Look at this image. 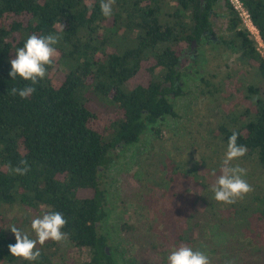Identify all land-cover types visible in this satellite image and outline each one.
<instances>
[{"label":"trees","instance_id":"16d2710c","mask_svg":"<svg viewBox=\"0 0 264 264\" xmlns=\"http://www.w3.org/2000/svg\"><path fill=\"white\" fill-rule=\"evenodd\" d=\"M220 1L228 34L211 43L204 32L213 33L219 0H116L110 18L102 15L100 0H0V264H30L9 251L16 240L2 213L14 204L41 215L60 212L67 221L66 240L78 251L88 250L89 259L79 264H119L120 253L114 254L110 235L102 230L110 220L103 179L118 151L139 143L148 129L150 148L141 153L145 183L139 181L123 202L153 211L157 220L148 223L147 235H138L139 246L126 244L138 264H167L174 247L196 250L202 244L212 248L211 264H264V190L255 187L233 204L217 202L211 191V170L219 175V152L226 151L233 132L247 148L238 165L264 172V56L229 0ZM239 1L264 43V0ZM49 33L60 40L47 76L27 99L12 95V88L30 84L9 75L16 49L31 34ZM193 42L238 55L254 74L252 82L241 86L246 106L228 112L217 100L223 84L214 83L215 76L199 78L198 97L207 98L210 111L217 112L208 116V139L199 134L211 153L190 171L191 185L203 190L200 205L195 195L179 196L189 171L166 148L156 125L177 117L172 98L183 95V69L194 59ZM142 69L149 82L132 85ZM102 112L109 118L104 127L96 124ZM21 160L30 170L12 173L8 165ZM157 188L173 199L153 209L160 202ZM213 228L230 235L226 243L213 244ZM134 229L125 221L119 225L127 234ZM54 246L52 241L38 245L41 256L31 264H60L52 260Z\"/></svg>","mask_w":264,"mask_h":264},{"label":"rangeland","instance_id":"374dc122","mask_svg":"<svg viewBox=\"0 0 264 264\" xmlns=\"http://www.w3.org/2000/svg\"><path fill=\"white\" fill-rule=\"evenodd\" d=\"M214 12L215 15L211 19L212 30L217 36L226 38L228 34L226 29L227 18L222 1L219 0L218 6L214 8ZM20 19L23 20V18ZM248 31L250 32V30ZM214 48L210 44L197 48L193 59L196 60V62L191 60L183 69L184 73L187 75L182 81L183 95L172 98L174 112L177 117L167 116L164 120L156 124L161 129V136L163 137L166 148L178 162L183 161V163L186 164V169L189 171V180H187V182H180L182 186L178 187L177 190L179 196L195 195L198 198L197 202L199 205V200L203 196V190H200L198 186L191 185L193 183V173L190 171L195 167L196 162H198L203 155L207 156L211 153L210 149L205 148L199 134H202L206 140L208 139L205 133L208 128V116H210V113H217L215 110L212 112L210 111L211 103L207 98L202 99L198 97L197 88L200 85L199 78L201 76L209 78L215 76V78H211V80L216 84L218 82L223 84L222 91L217 95V100L220 101L223 112L235 110V105L240 107L246 106L244 103L245 100L243 101V90L241 86L254 80L253 71L238 60V55L232 54L230 51H225L224 48L219 46ZM259 53L264 56V50L262 48H259ZM149 79L146 70L142 69L132 80L131 84L146 85ZM108 119L106 112H102L96 124H100L104 127L109 123ZM151 141L152 132L148 129L141 136L139 143L129 146L122 151L119 150V157L106 171L105 178L103 179L102 189H105L107 194L110 220L104 225L102 230L104 234L110 235V242L108 245L114 249V254L119 255L120 253L119 256H116L119 264H138L137 259L128 250L126 244L130 241L134 247L139 246V240H137L138 235H147L145 233H147L146 230H148V223L152 220L157 222L153 211L147 209L143 211L140 207H137V203H128L125 205L123 203L126 196L131 195V193L137 189L139 181L145 183V167L141 158L143 154L141 155V153H147L149 151ZM213 148H215V146H213ZM224 153L225 151L223 153L219 152V159H221V161ZM239 161L240 159L233 163L238 165ZM244 169L247 170V174L244 178L253 185L252 188L256 187L258 189L261 187V189L264 190V172L260 175L257 170L254 172V169H251L249 165ZM212 177L215 182L216 177ZM209 180L210 179H207V181ZM213 184L211 183V186ZM169 193L170 192L167 193L163 188L155 189L154 195L160 202L159 204L153 205V209H159L164 203V199L166 201L173 199L170 197L171 193ZM198 209H202V206H199ZM3 211L2 217H5L8 221L9 228L15 225L22 232L35 238V234L31 229V222L34 218L41 215L37 210L26 209L21 205L14 204L5 206ZM147 213L148 215H146ZM124 221L128 222L130 225H135L136 229L128 234L124 231L120 232L119 225ZM148 233L153 235L151 240H154L156 236H154L150 230ZM209 233L211 236L210 239L214 245L224 244L226 240L230 238L228 233L220 234L215 228ZM211 249L212 248L206 244H202L201 248H198V250L213 257L212 255L214 253L211 255L208 254V251H211ZM52 250H56L55 256L52 259L55 263L79 264V262L89 259L87 249L78 251L67 240L56 243V247H52ZM210 253H212V251ZM150 256L151 259H153V256Z\"/></svg>","mask_w":264,"mask_h":264},{"label":"clouds","instance_id":"9594fccd","mask_svg":"<svg viewBox=\"0 0 264 264\" xmlns=\"http://www.w3.org/2000/svg\"><path fill=\"white\" fill-rule=\"evenodd\" d=\"M115 2L116 0H100V11L105 18H110L113 15ZM59 27L63 31L60 23ZM59 40L60 36L53 33L47 35L31 34L23 46L16 49L15 58L10 61L11 72L9 75L13 80L19 77L30 82V84L19 89L12 88V95L27 99L35 92L34 85L47 76L48 68L54 63L58 54L56 45ZM238 136V132H233L228 139L227 148L219 168V175H217L216 169L211 170V175L216 177L211 191L214 194V199L219 203L233 204L253 191L252 186L244 178L247 170L233 163L247 153V148L237 143ZM8 167L12 173L17 175H25L30 170L25 160L19 161L15 167L11 165ZM66 223V219L60 212H44L31 222L35 239L30 238L15 225L11 226L10 230L16 240L14 245H9L11 256L30 262V264L37 261L41 256L38 245L43 246L50 240L61 243L67 239V234L63 231ZM167 264H211V261L205 252L198 249L194 250L188 245H180L170 251L167 256Z\"/></svg>","mask_w":264,"mask_h":264},{"label":"built area","instance_id":"2783aa9c","mask_svg":"<svg viewBox=\"0 0 264 264\" xmlns=\"http://www.w3.org/2000/svg\"><path fill=\"white\" fill-rule=\"evenodd\" d=\"M233 9L238 12V15L243 22V24L250 30L251 34L254 36L255 41L258 43V50L262 48L264 50V43L261 41L258 31L251 23L250 17L244 8L243 4L239 0H229ZM263 54V53H262Z\"/></svg>","mask_w":264,"mask_h":264},{"label":"flooded vegetation","instance_id":"af4514ba","mask_svg":"<svg viewBox=\"0 0 264 264\" xmlns=\"http://www.w3.org/2000/svg\"><path fill=\"white\" fill-rule=\"evenodd\" d=\"M206 35H207V38L208 40L211 42V43H217L220 41V37L221 36H217L214 32L213 33H210V32H204ZM206 45H208V43H206ZM197 47H199V45H196L194 42L192 43V48H191V51L192 53H196V49Z\"/></svg>","mask_w":264,"mask_h":264},{"label":"water","instance_id":"95a60500","mask_svg":"<svg viewBox=\"0 0 264 264\" xmlns=\"http://www.w3.org/2000/svg\"><path fill=\"white\" fill-rule=\"evenodd\" d=\"M107 250V249H106Z\"/></svg>","mask_w":264,"mask_h":264}]
</instances>
